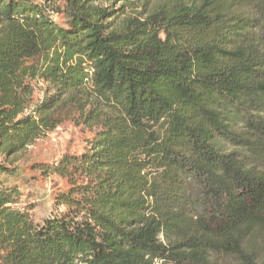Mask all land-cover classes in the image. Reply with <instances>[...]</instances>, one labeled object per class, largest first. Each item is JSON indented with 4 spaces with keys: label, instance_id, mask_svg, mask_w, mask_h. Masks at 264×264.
Instances as JSON below:
<instances>
[{
    "label": "trees",
    "instance_id": "trees-1",
    "mask_svg": "<svg viewBox=\"0 0 264 264\" xmlns=\"http://www.w3.org/2000/svg\"><path fill=\"white\" fill-rule=\"evenodd\" d=\"M55 1L0 0V264H264V0ZM72 110L38 221L7 160Z\"/></svg>",
    "mask_w": 264,
    "mask_h": 264
},
{
    "label": "rangeland",
    "instance_id": "rangeland-1",
    "mask_svg": "<svg viewBox=\"0 0 264 264\" xmlns=\"http://www.w3.org/2000/svg\"><path fill=\"white\" fill-rule=\"evenodd\" d=\"M49 5L57 22L63 23V14L56 11L57 8H65V1L56 0ZM91 137V130L79 122L78 113L72 110L65 113L62 123L55 130L36 140L14 157L8 158V163L15 169V175L8 179L11 183H16L22 192L20 207H30L32 216L38 221L48 215L55 208L56 195L67 190L69 184L66 178L59 175L46 176L35 168V165L54 163L65 154L81 153ZM2 159L3 156L0 155V160Z\"/></svg>",
    "mask_w": 264,
    "mask_h": 264
}]
</instances>
